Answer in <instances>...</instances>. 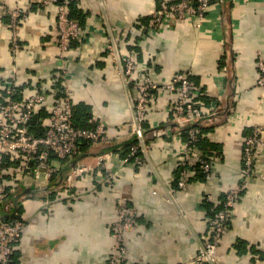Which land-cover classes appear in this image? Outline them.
I'll list each match as a JSON object with an SVG mask.
<instances>
[{"label": "crops", "instance_id": "1", "mask_svg": "<svg viewBox=\"0 0 264 264\" xmlns=\"http://www.w3.org/2000/svg\"><path fill=\"white\" fill-rule=\"evenodd\" d=\"M40 2L0 0V103L6 82L14 81L24 98L51 92L55 74L66 70L75 115L88 124L104 123L108 139L82 148L71 161L49 158L51 175L37 165L20 174L23 158L8 155L7 202L25 223L12 264H108L118 196L135 210V225L124 234L123 264H187L210 233L205 198L218 206L241 180L217 260L189 264H264V87L257 84L258 60L264 61V0H211L199 26L187 17L166 21L154 33L144 27L159 0H73L84 15L82 32L64 53L55 44L57 6ZM16 9L25 16L17 29L21 48L13 52L9 11ZM129 52L159 83L176 71L188 72L203 89L201 108L218 105L211 120L200 122L202 147L212 161L210 180L193 175L186 189L175 186L183 141L175 134L180 124L169 111L172 96L166 91L159 90L148 106L145 162L124 160L122 143L129 139L138 95L123 73ZM254 125L262 127L261 139L246 174L242 148ZM100 161L105 168L99 169ZM76 162L87 170L78 172ZM105 169L114 179L104 176Z\"/></svg>", "mask_w": 264, "mask_h": 264}, {"label": "built area", "instance_id": "2", "mask_svg": "<svg viewBox=\"0 0 264 264\" xmlns=\"http://www.w3.org/2000/svg\"><path fill=\"white\" fill-rule=\"evenodd\" d=\"M44 7L56 5V30L55 44L60 53L70 49L72 42L80 37L81 26L78 20L69 16L67 0H41ZM211 5V0H160L150 13L148 25L144 32L154 33L162 31L166 21L183 20L190 17L195 25L206 18ZM12 26L11 48L17 52L21 48V42L17 33L18 24L25 13L21 10L9 11ZM123 73L129 82H133L138 95L133 103V114L129 122L130 136L135 135L138 143H132L125 153L124 160L132 161L137 165L145 162L142 155L144 149V128L148 106L156 97L157 92L166 91L172 96L169 111L180 125H186L198 120H211L217 106L212 102V107L204 111L199 102V97L204 94L202 87L193 82L186 71L174 72L164 82L155 81L144 67H142L133 52L124 57ZM260 76L257 84L264 87V61L258 60ZM66 70L57 72L53 78L60 87L53 86L51 92L35 91L24 98H16L18 85L14 81H8L4 85L5 99L0 103V205L10 216L4 219L0 215V264H10L14 251V243L21 237L24 220L11 214L10 204L7 202L9 189L7 187V169L4 164L3 154H17L24 160L20 167V174L32 165L43 168L47 175L55 170L50 162V156H55L64 161H71L82 151L84 143L96 146L108 139L107 129L104 123H95L93 127H77L72 124L73 99L71 88L65 84ZM45 106L48 111V119L44 122L45 131L42 135L35 136L30 132V121L40 107ZM198 129L190 128L187 139L181 137L180 130L177 134L183 141L182 155L180 157V177L178 189L184 190L189 184V177L193 171L188 169L187 163L199 160L205 180L212 178V161L209 155H202L195 142L198 137ZM262 127L254 125L250 134L245 138L242 157L244 171L250 174L253 170L258 145L261 139ZM202 155V156H201ZM103 160V158H100ZM77 163V162H76ZM102 164L101 166L99 165ZM99 169L105 168L104 161L98 162ZM76 170H87L83 165L76 164ZM106 173L108 172L105 169ZM107 179H114L110 172L104 175ZM244 181L236 183L226 191L225 200L221 209L216 211L213 218L208 221L210 233L204 245L198 250L196 257L189 263H214L217 260L216 249L224 236L231 216V211L242 191ZM208 199L211 198L208 195ZM135 210L125 202L124 197L118 196L116 200L115 218L113 221L114 247L108 259V264H123L126 255L124 234L135 225ZM187 263V264H189Z\"/></svg>", "mask_w": 264, "mask_h": 264}, {"label": "trees", "instance_id": "3", "mask_svg": "<svg viewBox=\"0 0 264 264\" xmlns=\"http://www.w3.org/2000/svg\"><path fill=\"white\" fill-rule=\"evenodd\" d=\"M158 4H159V2H158ZM67 6L69 8V16L71 18H74V19L78 20L79 24H81L80 22L83 20L82 17L84 15L81 16V14L79 13L78 9H76L75 4L73 3V0H67ZM146 25H148V23ZM130 83L133 85L132 81ZM56 86L60 87V84L56 83ZM15 96H16V98L21 99V98H19L18 88H17V93H16ZM203 96H204V94L201 95L200 97H203ZM46 115H48V111L45 108V106L40 107L37 111H35L32 119L30 121V132L32 134H34L35 136L42 135L44 133L45 125L43 123L42 117H44ZM200 122H201V120H198V121H195L193 123L186 124V125H180V133H181V137L183 139H187V133H188V130L190 128L198 129L199 132H198V137H197V140H196L195 144L198 147V149L201 151V154L202 155H206L207 152L202 147L203 146L202 140L204 139V137H203L204 135H202V134L204 132H203V128H202V125H201ZM72 124L74 126H77V127H93L95 125V123H89V124L86 123V118L84 116L80 117L77 114L75 115L74 108H73V113H72ZM143 128H144V136H143L144 137V143H146L147 142V134H148L147 129L148 128H147V125H146L145 121L143 123ZM138 141L139 140L137 139V137L135 135L129 136V139L122 143L123 144L122 148L124 149V152L126 153L128 151L129 146L132 143H138ZM88 147H89V143H84L83 146H82L83 150H85V148H88ZM125 153H124V156H125ZM8 155H11V154L10 153H4L3 154L4 164H6L5 161L7 162V158L9 157ZM51 158H56V160H58L60 162L62 161L64 163V160H61V159H59V158H57L55 156H50V159ZM187 167H188V169L193 171V174L189 177V182L192 180V176L193 175H194V177H197L198 179H205L204 174H203L202 169H201V164H200L199 160H195L194 162H188L187 163ZM60 170H61V168H60ZM180 171H181V166L177 170L178 177H177L176 185H175L177 188H178V179L180 177ZM225 195L226 194H224L223 199H222L221 203L218 206H215L213 204V201L208 200L207 197L205 198L204 206L208 209V211L210 212V216H212V218H213L214 213L222 208L223 201L225 200ZM10 212H11V214H14L15 216H18L19 218L22 219L21 214L20 215L18 214L19 212H18V209L16 207H12ZM9 216H10V213H6L3 218L6 219ZM13 256L14 257L17 256L14 251H13V254H12V259H13ZM12 262L13 261L11 260L10 264H12Z\"/></svg>", "mask_w": 264, "mask_h": 264}]
</instances>
